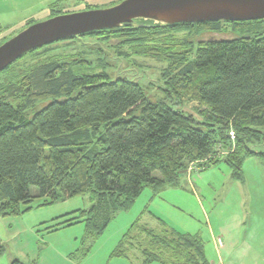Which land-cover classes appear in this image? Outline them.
I'll return each instance as SVG.
<instances>
[{
    "label": "trees",
    "instance_id": "16d2710c",
    "mask_svg": "<svg viewBox=\"0 0 264 264\" xmlns=\"http://www.w3.org/2000/svg\"><path fill=\"white\" fill-rule=\"evenodd\" d=\"M64 1L50 7L51 17L59 15L57 8ZM221 23L228 22L129 25L65 39L112 35L124 44H137L138 55L168 62L167 76L174 74L168 86L178 98L196 101L204 109L195 119L175 110V104L149 101L138 85L127 80H111L105 73H74L55 59L35 66L32 74L38 76V91L29 82L19 89L23 93L19 103L0 97V216H20L35 199L42 200L38 205L42 207L89 194L88 209L58 217L47 227L56 231L83 223L85 243L101 236L143 190L158 194L178 188L180 176L191 164L204 161L206 169L224 163L231 179L242 181L244 160L263 156L253 148L264 142V37L198 42L191 60V49L183 48L185 40L148 45L161 30L181 27L217 33ZM230 25L245 32L251 23ZM39 102L47 103L26 118V107ZM230 127L234 150L219 157L218 146L230 150ZM30 187L37 196L30 195ZM138 223L118 241L112 257L139 264H210L197 235L177 232L161 220L159 229Z\"/></svg>",
    "mask_w": 264,
    "mask_h": 264
},
{
    "label": "rangeland",
    "instance_id": "374dc122",
    "mask_svg": "<svg viewBox=\"0 0 264 264\" xmlns=\"http://www.w3.org/2000/svg\"><path fill=\"white\" fill-rule=\"evenodd\" d=\"M79 1L62 2L57 8V13L62 15V13L84 11L89 4ZM120 2L121 0H108L90 6L95 7L92 9L103 10ZM50 17V15L43 16L39 22ZM247 23H251V25L247 26L245 32L234 31L230 23H221V30L217 33L181 27L161 30L157 33L155 41L149 42L148 45L161 46L163 43H167V40L170 43L185 40L187 42L183 48L186 51L191 49L192 54L188 55L191 60L198 48V42L231 39L241 35L264 37V21ZM25 28L26 26L23 24L13 28L8 26L3 32H0V43L8 41ZM187 43H191V45ZM136 46L137 44L134 43L124 44L117 36L111 35L107 39L86 36L74 40L59 41L30 51L13 63L10 68L0 73V97H5L11 103H19L23 96L19 89L22 86L27 88L29 82L33 89L38 91L39 89L36 87L38 76L32 74L33 68L55 59L58 62L63 61L67 68H72L74 73H105L111 80L122 79L133 82L142 89L149 101L162 100L171 105L175 104L172 105L175 110L199 119L198 113L204 108L196 101L178 98L168 86L169 80L174 76V74L167 76L168 62L138 55ZM23 83L24 85H22ZM168 90L173 96L169 95ZM46 103L39 102L27 106L24 111L26 118H32ZM231 130L230 127L228 134ZM230 143V147H232V142L230 141ZM253 150L263 156L248 157L244 160L242 181L231 179V170L224 163L212 165L207 169L203 164H195L194 171L188 175V178L186 173L180 176L178 188H166L158 194H153L149 189L143 190L132 207L126 212L117 214L102 235L94 241L82 242L83 223L56 231L47 229L53 224V219L79 209H88L92 203L89 194L42 207L37 206L42 200L35 199L30 211L17 217L0 218V221L7 220L12 229L22 226L33 227L34 235L36 237L39 235L38 241L36 239L26 240V235L23 234L21 236L22 244L24 245L28 241L29 244L39 249L40 254H43L45 247L48 246L49 251L46 254L47 256L52 255L54 264H61L60 258L55 253L57 251L62 254L63 260H65L63 264H139L135 260L129 261L125 258L111 256L118 241L129 227L138 221V224L147 228L159 229L161 220L177 232L197 235L204 242L206 250L210 244V237L230 243V245L239 244L240 248L241 246L246 248L247 244L243 239L250 236L248 230L252 231V228H255L256 211L261 210L259 214L264 216V142L256 144ZM188 181L190 184L192 183L191 188L187 184ZM29 192L32 197L37 196V190L34 187H30ZM209 227L211 235H209ZM1 232L0 230V235L4 236ZM39 240H43L47 245L42 244ZM5 249V254L13 253L7 243ZM249 250L250 253H254L253 246H250Z\"/></svg>",
    "mask_w": 264,
    "mask_h": 264
},
{
    "label": "water",
    "instance_id": "95a60500",
    "mask_svg": "<svg viewBox=\"0 0 264 264\" xmlns=\"http://www.w3.org/2000/svg\"><path fill=\"white\" fill-rule=\"evenodd\" d=\"M259 20H264V0H123L108 9L62 14L29 25L0 45V72L32 50L91 32L129 25L154 27Z\"/></svg>",
    "mask_w": 264,
    "mask_h": 264
},
{
    "label": "crops",
    "instance_id": "0c3cea01",
    "mask_svg": "<svg viewBox=\"0 0 264 264\" xmlns=\"http://www.w3.org/2000/svg\"><path fill=\"white\" fill-rule=\"evenodd\" d=\"M56 1L57 0H0V29L8 28V26L13 28L17 27V25L21 26L22 24L25 26L30 20L39 22L40 18L51 14L50 7ZM81 1L89 4L87 7H91L90 5H94L97 2H106L108 0H80L79 2ZM188 168L185 173H187ZM189 182L190 181H188L187 184L191 188L192 183L190 184ZM260 212L261 210L256 211L257 215L254 220L255 228H252V231L248 230L250 236H246L243 239L246 241V248L242 246L240 248L239 244L230 245V243L224 241L221 242V247L218 248L215 240L213 238L211 239L209 236L210 241H208L210 244L207 250L204 247L207 261L210 264H264V216L259 214ZM0 218L6 217L0 216ZM9 224L7 220L0 221V230L4 234V236L0 235V264H12L14 261H18L21 264H54L52 255L47 256L46 254L47 251H49L48 246L45 247L43 254H40L39 249L29 244L28 241H26L24 245L22 244L21 236L23 234L26 235V240L33 241L36 239V241H38L39 235L38 237L34 235L33 227L29 228L27 226H22L21 228L17 227L12 229ZM209 235H211L210 227ZM39 241L47 245L43 240ZM6 243L9 244L13 252L12 254H5ZM250 246L254 247V253H250ZM55 253L57 257L60 258L59 261L61 264H63L65 260H63L62 254L59 251Z\"/></svg>",
    "mask_w": 264,
    "mask_h": 264
},
{
    "label": "built area",
    "instance_id": "2783aa9c",
    "mask_svg": "<svg viewBox=\"0 0 264 264\" xmlns=\"http://www.w3.org/2000/svg\"><path fill=\"white\" fill-rule=\"evenodd\" d=\"M228 136H229L230 141L232 142V147H230V150L227 151V152H232V151L234 150V139H235L234 132L231 130V131L229 132ZM227 152H226L225 150L221 149V148H218L217 155H218L219 157H223ZM199 163H200V164H203L204 161H203V162H199ZM195 164H198V163H195ZM195 164H191V165L189 166V168H188V170H187V173H186L187 178H188V175H189L192 171H194ZM201 169H203V168H201ZM215 242H216V244H217V247L220 248V247H221V241L218 239V240H215Z\"/></svg>",
    "mask_w": 264,
    "mask_h": 264
}]
</instances>
